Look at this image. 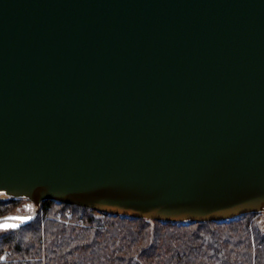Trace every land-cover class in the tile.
<instances>
[{"label":"water","instance_id":"obj_1","mask_svg":"<svg viewBox=\"0 0 264 264\" xmlns=\"http://www.w3.org/2000/svg\"><path fill=\"white\" fill-rule=\"evenodd\" d=\"M12 196L32 204L2 229L46 199L180 223L264 213V0H0Z\"/></svg>","mask_w":264,"mask_h":264},{"label":"trees","instance_id":"obj_2","mask_svg":"<svg viewBox=\"0 0 264 264\" xmlns=\"http://www.w3.org/2000/svg\"><path fill=\"white\" fill-rule=\"evenodd\" d=\"M24 202L0 199V216ZM262 216L180 223L46 199L30 223L0 228V264H264Z\"/></svg>","mask_w":264,"mask_h":264},{"label":"flooded vegetation","instance_id":"obj_3","mask_svg":"<svg viewBox=\"0 0 264 264\" xmlns=\"http://www.w3.org/2000/svg\"><path fill=\"white\" fill-rule=\"evenodd\" d=\"M31 204H32L31 201L28 200V201L25 203V205H24V209H21V210L18 211V212H27V211H29V208H28V207H30ZM23 210H24V211H23Z\"/></svg>","mask_w":264,"mask_h":264},{"label":"rangeland","instance_id":"obj_4","mask_svg":"<svg viewBox=\"0 0 264 264\" xmlns=\"http://www.w3.org/2000/svg\"><path fill=\"white\" fill-rule=\"evenodd\" d=\"M12 197H16V198H22V199H24V204H23V206L25 205V203L28 201V200H30L29 198H24V197H19V196H12ZM24 209V208H23ZM24 211V210H23ZM260 213V212H259ZM261 213H263V212H261ZM262 219H263V222H262V225L264 226V213H263V216H262Z\"/></svg>","mask_w":264,"mask_h":264},{"label":"snow or ice","instance_id":"obj_5","mask_svg":"<svg viewBox=\"0 0 264 264\" xmlns=\"http://www.w3.org/2000/svg\"><path fill=\"white\" fill-rule=\"evenodd\" d=\"M10 219H21L19 217H14V218H10ZM5 227H8L9 225H4ZM12 227H15V225H11Z\"/></svg>","mask_w":264,"mask_h":264},{"label":"built area","instance_id":"obj_6","mask_svg":"<svg viewBox=\"0 0 264 264\" xmlns=\"http://www.w3.org/2000/svg\"><path fill=\"white\" fill-rule=\"evenodd\" d=\"M72 212L70 211V212H68V214H71Z\"/></svg>","mask_w":264,"mask_h":264}]
</instances>
